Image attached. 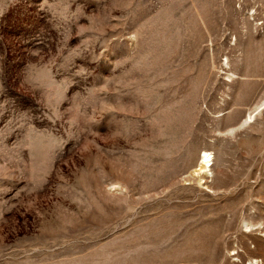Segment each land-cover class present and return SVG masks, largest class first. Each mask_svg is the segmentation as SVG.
Listing matches in <instances>:
<instances>
[{
    "label": "rangeland",
    "instance_id": "374dc122",
    "mask_svg": "<svg viewBox=\"0 0 264 264\" xmlns=\"http://www.w3.org/2000/svg\"><path fill=\"white\" fill-rule=\"evenodd\" d=\"M254 261L264 0H0V264Z\"/></svg>",
    "mask_w": 264,
    "mask_h": 264
},
{
    "label": "bare ground",
    "instance_id": "6f19581e",
    "mask_svg": "<svg viewBox=\"0 0 264 264\" xmlns=\"http://www.w3.org/2000/svg\"><path fill=\"white\" fill-rule=\"evenodd\" d=\"M209 157H210V153H208L207 151L206 152H202V154L200 156L201 162H200V165H199L200 166L199 167V172H198L199 174L200 173L201 174H206V173H208L210 171V169H206V167H209V168L211 167V165L207 164L210 161ZM254 263L257 264L258 262L257 261H254Z\"/></svg>",
    "mask_w": 264,
    "mask_h": 264
}]
</instances>
